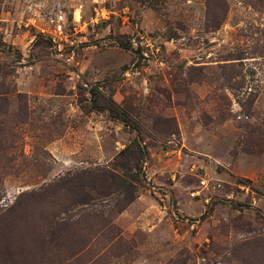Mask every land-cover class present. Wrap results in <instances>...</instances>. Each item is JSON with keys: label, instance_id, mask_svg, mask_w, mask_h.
I'll return each instance as SVG.
<instances>
[{"label": "rangeland", "instance_id": "obj_1", "mask_svg": "<svg viewBox=\"0 0 264 264\" xmlns=\"http://www.w3.org/2000/svg\"><path fill=\"white\" fill-rule=\"evenodd\" d=\"M0 264H264V0H0Z\"/></svg>", "mask_w": 264, "mask_h": 264}, {"label": "trees", "instance_id": "obj_2", "mask_svg": "<svg viewBox=\"0 0 264 264\" xmlns=\"http://www.w3.org/2000/svg\"><path fill=\"white\" fill-rule=\"evenodd\" d=\"M91 94L93 98V110H108L111 112L113 117L119 118L120 108L117 107V105H115V103L111 99H107V97L102 94L99 95V93L95 90H91ZM98 96L99 98H102L101 103L103 105L101 103L99 105L96 104L98 103ZM120 118L124 120L125 113L122 116L120 115ZM143 159L144 150L142 149V147L137 143H132L131 145L127 146L124 150H122L115 160L116 167H122L124 170L130 172V174H126L127 176L120 175L114 171L109 172L105 170H96L93 172L90 171L89 173H76V175H74V178L72 179V182H76L75 187L78 193L77 204H86L90 203V201L95 200L91 190H94L93 192H96L99 195L118 192L119 194L124 196V199L129 200L130 202L134 201L137 197V187L141 183L138 174L141 171ZM128 165L129 167H127ZM131 165H133L132 169H130ZM134 169L137 170V175H132V170ZM84 175L89 177L88 181H86L85 183L81 181ZM128 177L134 179V184L129 181Z\"/></svg>", "mask_w": 264, "mask_h": 264}]
</instances>
